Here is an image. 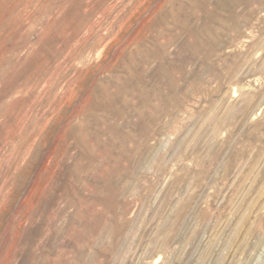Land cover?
<instances>
[{
    "label": "rangeland",
    "instance_id": "374dc122",
    "mask_svg": "<svg viewBox=\"0 0 264 264\" xmlns=\"http://www.w3.org/2000/svg\"><path fill=\"white\" fill-rule=\"evenodd\" d=\"M0 264H264V0H0Z\"/></svg>",
    "mask_w": 264,
    "mask_h": 264
}]
</instances>
